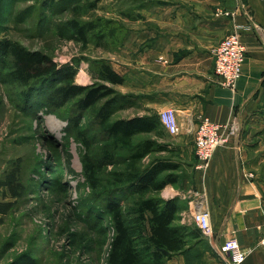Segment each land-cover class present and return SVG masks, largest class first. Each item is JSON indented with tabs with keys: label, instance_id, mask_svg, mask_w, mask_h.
Listing matches in <instances>:
<instances>
[{
	"label": "crops",
	"instance_id": "0c3cea01",
	"mask_svg": "<svg viewBox=\"0 0 264 264\" xmlns=\"http://www.w3.org/2000/svg\"><path fill=\"white\" fill-rule=\"evenodd\" d=\"M125 7L107 18L118 37L107 38L111 29L101 35L99 57L124 77L128 118L175 111L178 132L159 125L162 135L151 136L164 146L158 156L177 164L174 181L158 195L176 199L180 223L195 204L208 210L205 264H226L219 249L229 238L246 253L239 264H264V0H128ZM235 30L246 54L231 89L214 73L213 48ZM204 116L217 122L236 117L241 131L197 168L194 130ZM174 256L168 264H184L182 255Z\"/></svg>",
	"mask_w": 264,
	"mask_h": 264
},
{
	"label": "rangeland",
	"instance_id": "374dc122",
	"mask_svg": "<svg viewBox=\"0 0 264 264\" xmlns=\"http://www.w3.org/2000/svg\"><path fill=\"white\" fill-rule=\"evenodd\" d=\"M127 4L128 0H0V38L40 49L58 65H71L77 84L112 88L91 108H80L78 97L49 104L44 90L50 80L25 87L8 78L10 57H0V264L22 253L37 264H105L113 231L102 197L112 191L109 172L124 168L127 151L109 145L98 115L105 108L109 121L128 118V90L97 77V62L106 60L99 57L101 34L90 31L84 42L71 33L67 22L74 18L98 25L100 18L127 12ZM105 151L112 160L106 159ZM157 155L147 156L143 164ZM84 156L96 167L95 193L84 171ZM181 223L195 225L188 214ZM204 246L200 243L186 256L180 254L184 264H199L198 258L205 264Z\"/></svg>",
	"mask_w": 264,
	"mask_h": 264
},
{
	"label": "trees",
	"instance_id": "16d2710c",
	"mask_svg": "<svg viewBox=\"0 0 264 264\" xmlns=\"http://www.w3.org/2000/svg\"><path fill=\"white\" fill-rule=\"evenodd\" d=\"M67 23L71 33L84 42L90 31L102 35L111 29L110 32L114 34H110L111 37L115 40L118 37L113 32L112 22L104 18H100L98 25L92 20L80 21L74 18ZM6 56L10 57L11 64L7 72L9 79L25 87L50 80L44 90V100L49 104L60 105L78 97L80 108L87 109L112 91L106 84L100 87L77 84L74 82L75 69L71 65H58L48 53L40 49H29L16 40L3 37L0 38V57L5 61ZM96 70L97 77L102 81L110 84L124 81V77L106 60H99ZM104 109L98 117L110 139L109 145L121 146L127 151L124 168L109 172L110 183L114 185L111 186L112 191L102 197L101 206L113 231L105 264H168L167 261L174 255L186 256L200 243H204L203 249H206L199 228L179 222L180 205L176 199H164L158 195L166 183L174 181L175 174L171 170L177 164L165 155H157L146 164L142 162L152 153L164 150V146L157 143L155 138L137 139L146 133L162 135L158 129L161 125L158 115L150 113L109 121ZM105 156L108 161L112 160L108 151H105ZM86 157L84 171L91 191L95 193L99 187L95 176L96 167ZM119 190L124 194H112ZM198 260L199 264H203L202 258ZM6 264H37V261L22 253Z\"/></svg>",
	"mask_w": 264,
	"mask_h": 264
},
{
	"label": "built area",
	"instance_id": "2783aa9c",
	"mask_svg": "<svg viewBox=\"0 0 264 264\" xmlns=\"http://www.w3.org/2000/svg\"><path fill=\"white\" fill-rule=\"evenodd\" d=\"M238 24L236 27H241ZM214 73L219 84L235 89L242 73L246 54L245 46L237 30L224 36L213 48ZM161 125L170 133L178 132V120L173 108H165L158 112ZM241 131L239 120L234 117L227 122H217L202 117L194 130V152L197 159L196 167L205 168L215 149L227 144L231 138L236 140ZM189 218L202 234L209 236V212L202 206L194 205ZM219 252L226 264L241 263L246 253L235 238H229L220 246Z\"/></svg>",
	"mask_w": 264,
	"mask_h": 264
}]
</instances>
